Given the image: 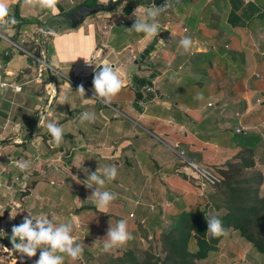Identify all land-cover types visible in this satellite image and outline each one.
<instances>
[{
    "label": "crops",
    "instance_id": "obj_1",
    "mask_svg": "<svg viewBox=\"0 0 264 264\" xmlns=\"http://www.w3.org/2000/svg\"><path fill=\"white\" fill-rule=\"evenodd\" d=\"M85 1L59 0L56 5L58 12L53 13L51 9L25 6L22 0H9L10 16H14L17 23L0 25V81L6 80L11 85L22 87L20 92H16L13 86L0 88L2 251L4 248L12 249V227L21 224L23 217L28 215H47L57 226L71 221L74 225L72 235L81 244L94 237L92 233L95 232L99 235L97 237H105L109 228L106 223L111 222L114 226L122 219L118 216L119 211H112L115 208L112 209L113 205L100 209L88 194L76 192L71 205H66L61 198L63 195L53 187L57 176H64L67 171L89 175L106 165L117 166L124 159L152 152L156 155L153 162H140V168L145 169L142 183L145 189H149L152 188L159 161L171 158L136 126L122 121L118 114L111 115L105 110L106 103L92 98L94 73L101 69L105 61L122 74L121 79L126 86L111 102L125 105L127 114H123L112 103L107 105L122 112L134 124L139 125V120H142L144 123L140 124L141 127L150 134L172 140L174 144H179L180 149L195 151L202 156L201 151H197L198 147L210 132L208 124L218 119L217 115L205 114L202 109H206L211 97H216L220 88L227 95H233L236 78L244 73L241 69L243 57L238 55V58L235 54V33L245 38L241 48L243 55L247 53L252 56L256 64L264 56L262 53L252 55L248 50L259 38L264 45V0H169L171 7L156 18L159 34L154 38L128 30L136 20L133 16L135 8L140 5L151 7L154 0H136L137 6L129 14L123 10L127 1L122 0L116 10L96 13L76 27L62 21L53 24L54 32L43 31V25L50 17L68 12ZM98 1L107 3L110 0ZM164 4L165 0L155 6ZM118 24H124V27L122 31L115 32ZM185 36L191 37L194 42L193 48L187 52L180 45ZM117 41L121 42L116 45ZM152 42H155L153 49L143 61L140 60L141 53ZM39 48L40 57L37 56ZM98 48L101 52L92 62L89 69L91 74L82 80L86 95L81 96L77 92L79 86L69 80L72 77L71 67L89 60ZM209 59L212 62L210 66L207 65ZM261 72L263 78L264 67ZM135 77L148 81L141 86L144 95V99H140L142 112L134 107L137 101ZM230 77L234 81L230 85H222ZM244 77V90L234 94L240 100L243 99L245 104L248 100L247 107L255 106V103L249 102L250 97L261 94L264 87L248 88L247 74ZM146 87H151V90ZM198 95L209 97L207 105L203 99L197 98ZM184 97L187 101L182 99ZM217 100L218 105L220 100ZM227 103L234 104L232 101ZM181 105L187 106V109L189 105L200 114L198 120L191 121L193 129L183 131L182 140L190 136L197 141H192L189 146H185L184 141H176L179 137L176 126H181L182 130L187 123V114H183ZM85 111L95 112L94 122H81L80 116ZM42 117L44 122L40 123ZM48 122L63 128L60 144L55 143L49 133ZM224 131L226 134L230 132L229 129ZM29 144L35 147L33 151L29 150ZM31 154L34 174L17 167L18 161L31 160ZM138 157L142 159L144 156ZM200 160L198 162L202 164L203 157ZM181 173L178 172V175L185 178V174ZM30 174H33L34 179L27 191L25 188ZM130 184H134L131 179ZM87 205H93L95 210L81 208ZM100 244L103 250L102 240ZM85 253L87 251L84 248L83 257ZM58 254L65 255L66 262L73 261L66 254ZM87 254L90 255V252ZM26 261V257L16 256L9 264H25Z\"/></svg>",
    "mask_w": 264,
    "mask_h": 264
},
{
    "label": "rangeland",
    "instance_id": "obj_2",
    "mask_svg": "<svg viewBox=\"0 0 264 264\" xmlns=\"http://www.w3.org/2000/svg\"><path fill=\"white\" fill-rule=\"evenodd\" d=\"M85 2L93 5L99 1L87 0ZM120 4H122V2L119 3L118 6ZM117 8L119 7H116L113 10H116ZM102 12L99 11L97 15ZM60 23L61 22H58V24ZM123 27L124 24H118L115 28V32L122 31ZM224 35H226V32ZM235 38V40H237L235 54L236 57L238 55L243 57V61L241 60L242 68H240L244 71V73H242L244 76L247 74V87L251 89L260 88V81L257 79H262L261 69L264 67V56H262L261 60L256 64V61L251 59L252 56H249V54L247 55V53L243 55L241 52L242 41L245 38L240 36L238 33H235ZM120 42L121 41H117L116 45ZM262 43L263 41L259 38V40L256 41V44H252L248 50L251 51L252 55L255 54V56L257 54L260 55L261 53V55H264V45ZM39 51L40 48L38 49V52ZM239 56L238 58H240ZM36 63L38 64L39 62L36 60ZM43 64L45 65V63ZM256 67L258 69H256ZM258 72H261L259 77L255 75V73ZM233 79L234 78L231 77L227 78L225 82L223 81L222 85L225 83L230 85L234 81ZM221 89L222 88L219 89L220 92L216 95V97H211L210 105L206 104L207 100H209L208 96L203 95L202 98L204 104L208 107H205L206 109L204 110L202 109V112L209 115H217L216 117L218 118L216 121L208 124V126L211 127L208 131L212 132H209L208 136H205L204 143H201V146L198 147L199 149L197 151H201L204 161L202 165L205 169L211 172H216L228 159H231L237 154L239 145L245 144V146H251V144H253L254 152L252 154V158L255 160V165L254 168L247 169V172L250 173L255 170L260 172L264 177V91L258 96H251V101L249 102H252V104L255 103V106L247 107L248 100L245 104L244 100H240V97L237 96V94L227 95V93L222 92L223 90ZM182 99L187 101L185 97ZM217 99L220 100L218 105L216 104V101H218ZM229 101H232L234 104H228L227 102ZM112 104L115 105V108L122 111L123 114H127V111L124 109L125 105L117 102H113ZM179 104H181L180 101ZM186 107L187 106L182 107L183 114H187V123L185 127L181 130V126H176V129L179 131V137L176 141H179V143L184 141L181 138L183 136V131L190 128L193 129L191 121L194 119L198 120L200 115L199 112H195L193 107L189 105L188 107L190 109H187ZM104 108L105 110L111 112V115L116 113L122 121H128L132 125L136 126L137 130L148 136L149 141H154L155 146L161 148L163 152L168 155V157H171L174 160L171 158L164 159L163 161L157 160L161 165L158 164L159 171L157 170V173L155 172L154 174V178L152 177V188L149 189H145L142 183L144 176L143 172L145 169L140 168V162L142 160L153 162L156 155L152 152L139 154L144 156L142 159L138 157L139 155L136 158L130 157L124 159L120 165L116 166V178L114 180L106 181L103 186L92 183V188H87L84 185V181L86 180L85 177L88 175L82 176V174H79L77 171H67L64 176H57V181L54 183L53 187L56 191H59L61 195H63L61 198L64 199L66 205H71L73 195L76 192L91 195L92 189L97 187H100L101 191L105 190L117 193V199L110 204L113 205L111 206L112 209L115 207L112 211H119L118 216L127 220L128 230L131 232L134 239L130 240L126 246L114 248L110 252L106 253L116 254L126 249H133L138 257H142L143 252L146 249L150 246L155 247L154 244L156 241L153 236L160 235L163 229L172 224V216L178 211V208L175 205L180 203L184 198H192L199 205L207 203V208L210 209L212 213H215L216 211L213 209L210 202V193H212L215 188L207 182H201L200 173L184 163V161H187L185 156H189L190 158L200 162V159H202L201 154H198L195 151H187L182 147V149H180L178 147V143V145H176L172 140H168L165 137V139H163L160 138L161 136L156 137L155 135L150 134L141 127L140 124L144 123L142 120H139V125L134 124L129 118L121 114L122 112L120 113L118 110H115L111 107V105L106 104L104 105ZM172 128L175 127L172 126ZM204 128H207V124ZM226 129H229L230 131L228 134L224 131ZM152 131L156 132L154 129ZM192 141H195L194 137L189 136L185 138V146H189L188 144H191ZM28 148L31 151L35 149L32 144H29ZM180 151H183L185 156L181 155ZM218 154L220 155L218 156ZM30 157L32 161L33 155L31 154ZM28 170L31 173L33 172V174L35 173L34 163H31V167ZM29 171L25 172L28 173ZM178 172H183V174H185V178H182V175H178ZM33 174H30L31 178L27 181V186L25 188L27 191L30 184L33 182ZM149 174L150 173H148V175ZM101 178L104 177L102 176ZM130 179L134 184H130ZM19 194L22 193L19 192ZM260 194H264V180L260 185ZM84 201L88 202L86 200ZM89 203H91V201H89ZM141 208H143L142 212ZM111 213L114 214L113 212ZM106 224L109 225L108 223ZM92 234L94 237L89 239L87 242L83 241V246L87 253L90 252V255L85 253V256L82 259L70 262L64 261L66 264H99L98 259L100 256V258H104V255L102 254H104L105 251L102 250V244L97 242V236L99 235L96 232ZM3 251H6L5 248ZM6 252H3L5 254L1 255V260H3L5 264H9V261L13 260L14 257L16 258V256H21L19 252L14 250ZM39 255L40 253L36 254L31 262L27 260L25 264H36V260H38ZM198 264H264V260L263 255L258 252L250 242L239 236L236 231L230 230L219 242L217 249L212 250L208 258L198 261Z\"/></svg>",
    "mask_w": 264,
    "mask_h": 264
},
{
    "label": "trees",
    "instance_id": "obj_3",
    "mask_svg": "<svg viewBox=\"0 0 264 264\" xmlns=\"http://www.w3.org/2000/svg\"><path fill=\"white\" fill-rule=\"evenodd\" d=\"M125 1L127 4L123 10L129 14L132 8L137 6V2ZM37 56H41L39 52ZM211 64L209 59L207 65ZM244 80V75L236 78L233 94L244 90L242 87ZM257 80L260 81V86L264 87V77ZM134 81L137 86L136 94H140V99H144L141 86L148 81L139 77H135ZM253 150V144L239 145L235 156L228 159L216 172L212 171L219 177V181L212 185L215 190L210 193V202L215 213L207 208V203L199 205L192 198H184L175 205L178 211L172 216V224L163 229L160 235L153 236L156 241L155 247L150 246L146 249L142 257H138L133 249H126L116 254L105 252L106 254H102L104 258L99 257V264H198V261L208 258L210 252L217 249V245L225 236L213 237L207 233L206 218L209 214L222 221L227 233L234 230L250 242L263 255L264 260V194H260V185L264 177L255 170L247 172V169H252L255 165V160L252 158ZM185 157L187 161L184 163L189 167L191 166L188 160L204 167L189 156V158ZM201 180L206 182L202 176ZM81 208L95 210L93 205ZM3 254L5 253L0 250V257ZM0 264H5L1 258Z\"/></svg>",
    "mask_w": 264,
    "mask_h": 264
},
{
    "label": "clouds",
    "instance_id": "obj_4",
    "mask_svg": "<svg viewBox=\"0 0 264 264\" xmlns=\"http://www.w3.org/2000/svg\"><path fill=\"white\" fill-rule=\"evenodd\" d=\"M22 3L32 8L39 6L41 9H51L53 13H56L58 12L56 5L59 3V0H22ZM168 7H171L169 0H165V4L160 7L155 6V4L151 7L137 6L133 11V16L136 17L135 23L128 30L137 33L142 32L146 37H156L159 34V24L156 18ZM16 23L15 17L10 16L9 0H0V25L11 26ZM180 45L187 52L193 48L194 42L191 37L185 36L181 39ZM121 75L119 69L105 61L101 69L94 73L92 81L94 95L92 98L102 100L106 104L111 103L112 99L126 86L124 80L121 79ZM5 87L7 85L0 84V88ZM15 91L20 92L21 87L17 86ZM77 92L81 96L86 95L83 85L77 88ZM197 98L202 99L203 97L198 95ZM64 99L67 101L68 97L65 95ZM95 119V112L85 111L80 116L81 122H94ZM43 122L42 117L40 123ZM47 129L55 143L60 144L64 134L63 128L54 122H48ZM31 163V160L18 161L17 167L22 171H26L30 169ZM102 176L104 178H101ZM116 176V166L106 165L102 170L98 168L96 172L90 173L84 181V185L87 188H92V183L103 186L106 181L113 180ZM117 196L118 194L114 192L101 191L100 187L92 189L91 194V198L100 209L108 208L117 199ZM206 221L208 223L207 233L213 237L227 235V230L223 227L220 219H216L215 216L209 214ZM73 231L74 225L71 221L60 223L57 226L47 215L41 214L35 217L28 215L23 217L21 224L13 225L10 236L12 249L6 248V251L14 250L19 252L23 257L32 258L36 256L39 250L40 255L38 260H36V264H64L65 255L58 253L66 254L73 261L82 259L84 246L72 235ZM0 233H4L3 230H0ZM132 239L134 237L128 230V222L122 219L117 221L114 226L109 222L106 236L103 238L98 237L97 242L102 240L103 250L110 252L114 248L126 246Z\"/></svg>",
    "mask_w": 264,
    "mask_h": 264
},
{
    "label": "water",
    "instance_id": "obj_5",
    "mask_svg": "<svg viewBox=\"0 0 264 264\" xmlns=\"http://www.w3.org/2000/svg\"><path fill=\"white\" fill-rule=\"evenodd\" d=\"M122 0H110L107 3L97 2L96 4H78L73 7L70 11L65 13H60L50 17L43 25L44 32H54V23L57 22H67L71 27H76L83 23L89 16H92L99 11H112L115 9ZM163 0H154L155 5H160ZM155 42H152L144 49L143 53L140 55V60L145 59L146 55L153 49ZM137 101L134 103V107L142 112L143 106L140 105L141 95L137 94Z\"/></svg>",
    "mask_w": 264,
    "mask_h": 264
},
{
    "label": "built area",
    "instance_id": "obj_6",
    "mask_svg": "<svg viewBox=\"0 0 264 264\" xmlns=\"http://www.w3.org/2000/svg\"><path fill=\"white\" fill-rule=\"evenodd\" d=\"M100 52H101V49H97L94 53H92L91 57L89 60H86L84 61L83 63H81L80 65H74L71 67V71H72V77H69V80L74 83L75 85L77 86H80L82 85L83 83V79L90 76V67L92 65V62L94 60H96L98 58V56L100 55ZM46 64V63H45ZM257 77H259L260 75L258 73L255 74ZM0 84H4V85H7V87L9 86H13L14 89H16L17 86L21 87V85H11V83H9L8 81L6 80H1L0 81ZM6 88V87H5ZM22 88V87H21ZM147 90H150L151 87H147L146 88ZM211 103H209L210 105ZM180 154L181 155H185L183 151H180ZM188 164L194 168L196 171H198L200 173V175L205 179V181L207 183H209L210 185H213L216 181H219V177L205 169L204 167L200 166L199 164L195 163L194 161H191V160H188ZM132 215V214H131ZM3 252H6V251H3ZM1 258V257H0ZM33 259L32 258H27V260L29 262H31Z\"/></svg>",
    "mask_w": 264,
    "mask_h": 264
},
{
    "label": "flooded vegetation",
    "instance_id": "obj_7",
    "mask_svg": "<svg viewBox=\"0 0 264 264\" xmlns=\"http://www.w3.org/2000/svg\"><path fill=\"white\" fill-rule=\"evenodd\" d=\"M86 4V3H85ZM90 5V4H89Z\"/></svg>",
    "mask_w": 264,
    "mask_h": 264
}]
</instances>
